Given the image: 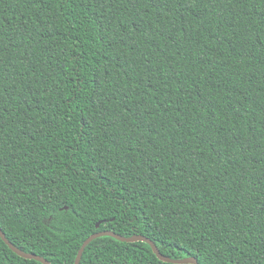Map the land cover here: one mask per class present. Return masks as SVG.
I'll return each instance as SVG.
<instances>
[{
    "label": "trees",
    "instance_id": "16d2710c",
    "mask_svg": "<svg viewBox=\"0 0 264 264\" xmlns=\"http://www.w3.org/2000/svg\"><path fill=\"white\" fill-rule=\"evenodd\" d=\"M0 228L52 264L102 230L264 264V0H0ZM0 264L43 263L0 236Z\"/></svg>",
    "mask_w": 264,
    "mask_h": 264
},
{
    "label": "water",
    "instance_id": "95a60500",
    "mask_svg": "<svg viewBox=\"0 0 264 264\" xmlns=\"http://www.w3.org/2000/svg\"><path fill=\"white\" fill-rule=\"evenodd\" d=\"M100 226V223L97 224V227ZM0 236L1 238L5 241V243L7 245H9V247L15 252L17 253L19 256L27 258V259H35L37 261L42 262L43 264H52L48 259L37 255L35 253H30V252H26L23 251L22 249L18 248L17 246H15L7 237L6 234L4 233V231L0 228ZM101 236H112L120 241L123 242H137V241H144L147 242L151 245L154 253L157 255V257L165 262H169V263H175V264H199L198 259L196 257L193 256H189V257H184V258H172L169 257L167 255H164L163 253L160 252L158 246L156 245V243L150 239L149 237L143 235V234H139L136 233L134 235H130V236H124L121 234H118L112 230H102V231H98L93 233L92 235H90L82 244L81 248L79 249L76 259H75V263L74 264H80L81 263V259L83 256V253L87 247V245L92 242L94 239L101 237Z\"/></svg>",
    "mask_w": 264,
    "mask_h": 264
}]
</instances>
